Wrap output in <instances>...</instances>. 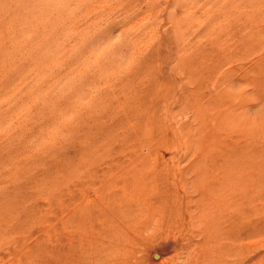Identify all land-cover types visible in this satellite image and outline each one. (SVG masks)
<instances>
[{"label": "rangeland", "instance_id": "rangeland-1", "mask_svg": "<svg viewBox=\"0 0 264 264\" xmlns=\"http://www.w3.org/2000/svg\"><path fill=\"white\" fill-rule=\"evenodd\" d=\"M234 263L264 264V0H0V264Z\"/></svg>", "mask_w": 264, "mask_h": 264}, {"label": "bare ground", "instance_id": "bare-ground-1", "mask_svg": "<svg viewBox=\"0 0 264 264\" xmlns=\"http://www.w3.org/2000/svg\"><path fill=\"white\" fill-rule=\"evenodd\" d=\"M42 5H43V4H42ZM48 5H49V4H48ZM29 12H31V11H29ZM16 17H17V16H16ZM15 19H16V18H15ZM17 19H18V18H17ZM4 36H5V35H4ZM131 198H132V197H131ZM193 198H194V197H193ZM138 201H139V200H138ZM143 214H144V213H143ZM143 214H142V215H143ZM142 218H143V217H142ZM148 220H149V219H148ZM151 220H152V219H151ZM156 221H157V220H156ZM212 257H213V256H212ZM234 264H235V263H234Z\"/></svg>", "mask_w": 264, "mask_h": 264}]
</instances>
